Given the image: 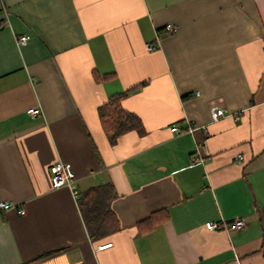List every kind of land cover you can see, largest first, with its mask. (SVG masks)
I'll list each match as a JSON object with an SVG mask.
<instances>
[{"label":"crops","instance_id":"obj_1","mask_svg":"<svg viewBox=\"0 0 264 264\" xmlns=\"http://www.w3.org/2000/svg\"><path fill=\"white\" fill-rule=\"evenodd\" d=\"M122 92L144 132L110 144ZM57 161L113 185L117 231L89 238ZM0 200V264H264V0H0Z\"/></svg>","mask_w":264,"mask_h":264},{"label":"trees","instance_id":"obj_2","mask_svg":"<svg viewBox=\"0 0 264 264\" xmlns=\"http://www.w3.org/2000/svg\"><path fill=\"white\" fill-rule=\"evenodd\" d=\"M131 90V89H130ZM126 92L109 96L98 107V115L103 131L110 144H114L122 134L134 130L139 134L144 132L142 121L134 113L127 111L121 105ZM116 192L111 183L92 186L79 192L77 198L83 222L89 238L94 241L107 236L119 229L118 220L110 207L111 200ZM167 214L156 211L143 222H160L166 219Z\"/></svg>","mask_w":264,"mask_h":264},{"label":"built area","instance_id":"obj_3","mask_svg":"<svg viewBox=\"0 0 264 264\" xmlns=\"http://www.w3.org/2000/svg\"><path fill=\"white\" fill-rule=\"evenodd\" d=\"M164 30L165 32L172 33L173 31H175V28L171 24H166L164 27ZM28 38H29V35L19 36L17 38V43L23 44L28 40ZM145 47L147 50H153L157 47V44L146 43ZM28 112L31 113L32 115L40 114V110L35 107L28 109ZM225 114H226L225 110L222 107H217L214 105L210 107V117L212 121H216L217 119L224 116ZM193 128H194L193 126H188L186 129L181 130L177 126L173 125L171 127V130L176 133H181V132H186V131L191 132ZM49 173H50L51 186L54 189L65 186V187H68L72 191L75 199L79 197V191L76 186V179L74 177L70 163L57 161L49 167ZM11 210H14L19 214L24 213V209L18 207L15 203L10 202V201L0 200V219L8 211H11ZM228 225H230L233 229L240 230L245 225V222L242 218H236V219H233V221L230 224L225 223L223 221L222 222L206 221L204 223L205 228L211 231L212 230H227ZM109 246H111V242L98 245L96 249L97 250L104 249Z\"/></svg>","mask_w":264,"mask_h":264}]
</instances>
